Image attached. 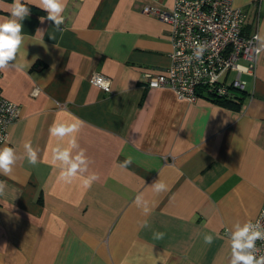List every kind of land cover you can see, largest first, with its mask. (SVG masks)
I'll list each match as a JSON object with an SVG mask.
<instances>
[{"label":"crops","instance_id":"0c3cea01","mask_svg":"<svg viewBox=\"0 0 264 264\" xmlns=\"http://www.w3.org/2000/svg\"><path fill=\"white\" fill-rule=\"evenodd\" d=\"M13 2L0 0V22ZM22 3L30 10L22 67L0 71L2 96L20 109L6 140L19 158L0 174V264H230L235 225L264 205V51L254 75L241 73L243 91L230 87L234 71L219 79L231 98L240 96L236 108L206 90L188 103L143 77L169 66L172 47L169 25L141 8L173 0H66L59 28L39 0ZM232 5L247 14L245 32L256 30L264 43V0ZM95 72L109 79V92L89 83ZM54 121L79 125L89 159L71 183L52 159L69 139L50 135ZM26 142L38 150L35 166ZM91 173L99 178L85 187ZM158 180L166 190L151 187Z\"/></svg>","mask_w":264,"mask_h":264},{"label":"built area","instance_id":"2783aa9c","mask_svg":"<svg viewBox=\"0 0 264 264\" xmlns=\"http://www.w3.org/2000/svg\"><path fill=\"white\" fill-rule=\"evenodd\" d=\"M232 1L173 0L170 8L144 5L142 13L152 14L169 25L172 47L168 67L143 74L145 86L168 88L178 99L194 103L201 90L231 95V90L220 84L219 79L225 72L234 71L230 87L243 91L245 81L240 75H254L264 43L259 41L256 30L245 32L247 14L234 7ZM198 46L203 51L197 58ZM89 83L104 92L110 91L109 79L99 72L90 76ZM19 111V106L3 97L0 89V143L7 140V128L18 119ZM251 222L264 226V205ZM256 247L260 250L258 255H264V240H257Z\"/></svg>","mask_w":264,"mask_h":264},{"label":"clouds","instance_id":"9594fccd","mask_svg":"<svg viewBox=\"0 0 264 264\" xmlns=\"http://www.w3.org/2000/svg\"><path fill=\"white\" fill-rule=\"evenodd\" d=\"M37 7H40L47 13V20L54 23L59 28L64 22L63 12L66 7V0H39ZM30 10L22 3V0H14L10 8V18L0 22V71L10 67H22L16 63L19 49L24 41L22 21L28 17ZM43 22V20H41ZM202 46H198L195 55L200 57ZM259 51V49H258ZM15 61L10 65V62ZM79 131L77 123L55 122L50 126L49 133L53 137L63 139L69 137L67 147L57 143L52 148V159L58 162L60 168L59 178L65 183H71L78 176L88 172L89 159L85 150L79 148L76 139V133ZM74 153V150H77ZM25 158L30 165L35 166L38 163V150L34 149L31 142L24 144ZM18 156L13 147L5 146L0 148V174L8 175L12 172L13 166L18 160ZM131 163V157L125 161V165ZM96 173H91L83 178V185L90 187L98 179ZM156 192L166 190V185L160 180L155 181L151 186ZM6 185L0 182V194H3ZM138 206H144L145 214L148 208L142 197L136 198ZM144 226H147L145 223ZM165 233L156 232L154 238L163 239ZM214 237L205 235L204 242L211 244ZM257 240H264V226L259 223L245 222L243 225L237 223L235 230L231 234V259L230 264H264V255H258L260 251L256 247Z\"/></svg>","mask_w":264,"mask_h":264},{"label":"trees","instance_id":"16d2710c","mask_svg":"<svg viewBox=\"0 0 264 264\" xmlns=\"http://www.w3.org/2000/svg\"><path fill=\"white\" fill-rule=\"evenodd\" d=\"M206 91L209 92L208 94L209 96H211L210 98L213 102L222 104L224 106L236 108L240 102V96L237 94H234V97L231 98L232 92H231V95H220L211 89H206ZM233 91H237V90H233ZM233 102H236V103H233Z\"/></svg>","mask_w":264,"mask_h":264}]
</instances>
